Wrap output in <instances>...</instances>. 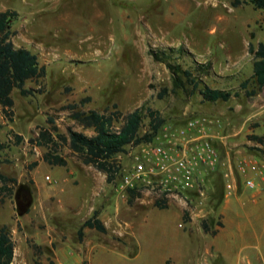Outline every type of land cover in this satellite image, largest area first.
I'll return each mask as SVG.
<instances>
[{"label":"rangeland","instance_id":"1","mask_svg":"<svg viewBox=\"0 0 264 264\" xmlns=\"http://www.w3.org/2000/svg\"><path fill=\"white\" fill-rule=\"evenodd\" d=\"M246 1L0 0V11L18 12L12 25L15 45L32 50L45 67L44 75L25 84L34 89L32 94L13 91L11 116L0 106V170L16 179L0 191V226L9 227L16 244L13 264H55L53 249L62 247H69L80 264H88L82 259L96 243L135 254L141 218L153 207L162 208L148 189L138 191L130 203L120 175L109 182L105 172L84 163L59 137L69 138V128L95 134L72 118L69 104L101 113L118 110L122 117L145 107L141 134L150 128L147 108L165 119L159 134L183 127L189 118L208 117L214 119L213 141L224 158L230 154L234 163L242 157L264 161L259 149L264 142L251 138L264 133V88L251 83L249 89L257 92L248 96L241 87L253 74L250 43L264 41V9ZM168 62L192 70L198 86L185 75L177 80ZM205 84L233 95L228 101L206 100L200 93ZM87 97L90 100H83ZM122 121H115L117 128ZM44 129L52 131L56 143L38 144ZM136 147L128 145L115 157L120 174ZM48 151L64 157L67 164L45 161ZM166 204L164 208L182 209L181 219L170 215L167 225L174 231L182 232L178 221L185 227L191 212L199 214L194 227L204 229V221L210 227L221 222L205 214L208 204L194 198L188 204L177 198ZM97 209L108 232L86 227L80 237V227ZM263 223L258 229L264 234ZM153 235L164 242L159 227ZM259 242V250L245 251L254 264H264V235ZM74 254L65 264H75Z\"/></svg>","mask_w":264,"mask_h":264},{"label":"trees","instance_id":"2","mask_svg":"<svg viewBox=\"0 0 264 264\" xmlns=\"http://www.w3.org/2000/svg\"><path fill=\"white\" fill-rule=\"evenodd\" d=\"M242 0H235L234 4L241 3ZM246 2L254 5L255 8L264 9V0H247ZM16 10L7 9L0 11V106L9 116L13 111L15 100L13 91L19 89L22 95H29L34 89H28L25 84L28 80H34L45 74V67L40 65L39 57L36 53L26 47H17L13 41L15 31L12 28L13 21L17 18ZM249 52L253 55V74L241 83L242 89L248 96L256 94V90H250L251 83L256 84L259 90L264 88V41H260L257 45L250 43ZM162 54L166 55V50ZM160 60H166L158 53L155 55ZM173 71L175 78H181L185 75L188 80L198 86L199 81L190 69H183L180 64L173 65L167 63ZM204 67L199 65L198 68ZM204 69V68H203ZM200 93L204 99L209 101L231 99L232 91L212 88L205 84ZM235 95H238L235 92ZM83 100H90L87 97ZM72 111L71 116L85 128H92L94 135H88L84 132L69 128V138L59 134V137L68 141L70 148L81 157L84 163L90 164L107 174V180L112 181L119 167L115 163V157L125 151L128 145H139L143 142L152 141L158 134L160 128L164 125L165 119L155 110L147 108L150 116V128L144 134H141L143 121L145 118V107H138L122 117V113L118 110L111 113H101L97 110H81L78 109L77 103L67 105ZM123 119L122 125L116 127L115 121ZM53 122V120L51 119ZM19 140L21 139L18 136ZM39 145H48L56 143V139L51 130L44 129L40 131ZM253 139L264 142V138L259 135H252ZM215 146H218L214 142ZM264 152V148H259ZM45 161L54 165H66L67 161L64 157L48 151L44 155ZM220 181L221 175L215 174L213 179ZM16 182V179L8 176L0 170V191L8 189L9 182ZM140 195L135 189H129V202L132 203L136 197ZM155 204L162 208L166 207V201L157 199ZM100 211H94L92 217L86 219L79 229V235H84V228L89 227L100 232L107 233L108 229L102 219L99 217ZM221 224V222L219 223ZM206 232L215 233L207 221L203 223ZM16 244L12 237L11 231L7 225L0 226V264H12L15 257Z\"/></svg>","mask_w":264,"mask_h":264},{"label":"crops","instance_id":"3","mask_svg":"<svg viewBox=\"0 0 264 264\" xmlns=\"http://www.w3.org/2000/svg\"><path fill=\"white\" fill-rule=\"evenodd\" d=\"M259 135L264 138V133ZM215 179L208 182L204 200L209 205L205 214L210 212L212 217H220L221 224L211 226L215 233L206 232L201 226L194 227L199 214L193 212L191 221L181 227L182 232L174 231L168 226L170 215L181 219L182 209L153 207L139 223L141 232L136 234L139 247L135 254H130L127 249L96 243L89 246L82 260L88 264H254L245 251L250 247L259 250L258 243L264 235L258 229V223L264 222V178L258 179L253 189L241 183L232 193L226 192L222 177L219 182ZM36 183L39 185L38 181ZM192 198L198 201L200 197L194 193ZM155 209L162 212L156 213ZM115 220H118L117 208ZM180 223L178 221V227ZM157 227L164 231V242L154 238L153 231ZM53 251L55 264H65L74 254L69 253V247ZM74 257V263L80 264L81 259L75 254Z\"/></svg>","mask_w":264,"mask_h":264},{"label":"built area","instance_id":"4","mask_svg":"<svg viewBox=\"0 0 264 264\" xmlns=\"http://www.w3.org/2000/svg\"><path fill=\"white\" fill-rule=\"evenodd\" d=\"M212 123L214 119L208 117L189 118L183 127L165 129L152 141L137 145L128 154L124 172L116 173L121 176V189H148L159 200L177 198L186 204L197 193L201 204L215 174L221 175L227 193L236 191L241 183L255 188L257 179L264 178V161L242 157L234 163L230 154L224 158L214 144Z\"/></svg>","mask_w":264,"mask_h":264},{"label":"flooded vegetation","instance_id":"5","mask_svg":"<svg viewBox=\"0 0 264 264\" xmlns=\"http://www.w3.org/2000/svg\"><path fill=\"white\" fill-rule=\"evenodd\" d=\"M21 189H23V188H21Z\"/></svg>","mask_w":264,"mask_h":264},{"label":"water","instance_id":"6","mask_svg":"<svg viewBox=\"0 0 264 264\" xmlns=\"http://www.w3.org/2000/svg\"><path fill=\"white\" fill-rule=\"evenodd\" d=\"M22 213V212H21Z\"/></svg>","mask_w":264,"mask_h":264}]
</instances>
